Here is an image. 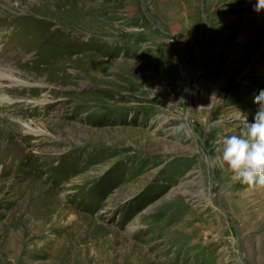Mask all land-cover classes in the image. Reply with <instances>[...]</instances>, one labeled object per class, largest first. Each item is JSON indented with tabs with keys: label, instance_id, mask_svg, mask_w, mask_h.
Wrapping results in <instances>:
<instances>
[{
	"label": "rangeland",
	"instance_id": "374dc122",
	"mask_svg": "<svg viewBox=\"0 0 264 264\" xmlns=\"http://www.w3.org/2000/svg\"><path fill=\"white\" fill-rule=\"evenodd\" d=\"M256 2L0 0V264H264Z\"/></svg>",
	"mask_w": 264,
	"mask_h": 264
},
{
	"label": "clouds",
	"instance_id": "9594fccd",
	"mask_svg": "<svg viewBox=\"0 0 264 264\" xmlns=\"http://www.w3.org/2000/svg\"><path fill=\"white\" fill-rule=\"evenodd\" d=\"M254 10L264 11V0H257ZM255 103L253 119L244 117L236 132L222 136L219 151L235 181L264 186V89L255 96Z\"/></svg>",
	"mask_w": 264,
	"mask_h": 264
},
{
	"label": "bare ground",
	"instance_id": "6f19581e",
	"mask_svg": "<svg viewBox=\"0 0 264 264\" xmlns=\"http://www.w3.org/2000/svg\"><path fill=\"white\" fill-rule=\"evenodd\" d=\"M38 4V3H37ZM27 5V4H26ZM20 8V7H19ZM31 10V9H30ZM29 13V12H28ZM10 63V62H9ZM17 66V65H16ZM3 73V72H2ZM23 73V72H22ZM12 74V73H11ZM14 75V74H13ZM19 75V74H18ZM0 76L1 77H5L4 75H2V74H0ZM15 76V75H14ZM17 76V75H16ZM15 76V78L13 77V78H9L10 80H12V81H10L12 84L11 85H23V86H26V85H29L31 82H27V81H25V80H23V79H20V76L18 77H16ZM5 81V80H4ZM1 99V101H8V102H12V98H7V97H1L0 98ZM35 103V102H34ZM25 107V106H24ZM45 112V111H44ZM42 113V112H41ZM26 112H25V110H22L21 112H20V114H18L17 115V117L16 118H18L19 119V121H17V123L18 124H20V123H24L26 126V128H27V130L25 131V132H39V130H35V129H32L30 126H28L29 124L27 123V122H25V120L23 121V119L24 118H26L27 116H26ZM8 115V114H7ZM12 116V115H11ZM16 123V124H17ZM15 124V125H16ZM18 124L16 125V126H18ZM16 128V127H15ZM16 130H18V129H16ZM2 192V191H1ZM7 197V196H6ZM5 201V200H4ZM73 219V218H72ZM66 233V232H65ZM58 234V233H57ZM60 234V233H59ZM57 238H58V236H57ZM60 245V244H59Z\"/></svg>",
	"mask_w": 264,
	"mask_h": 264
}]
</instances>
